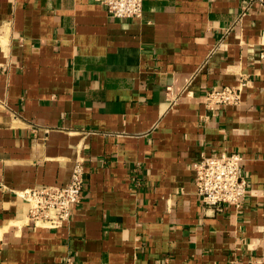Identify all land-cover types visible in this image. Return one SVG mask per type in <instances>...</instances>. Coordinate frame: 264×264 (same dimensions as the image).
Returning <instances> with one entry per match:
<instances>
[{"label": "crops", "instance_id": "0c3cea01", "mask_svg": "<svg viewBox=\"0 0 264 264\" xmlns=\"http://www.w3.org/2000/svg\"><path fill=\"white\" fill-rule=\"evenodd\" d=\"M144 0H0V264H264V7ZM247 83L239 105L205 94ZM171 87L172 102L166 88ZM240 153L247 195L205 205L194 164ZM85 187L63 227L26 192Z\"/></svg>", "mask_w": 264, "mask_h": 264}, {"label": "built area", "instance_id": "2783aa9c", "mask_svg": "<svg viewBox=\"0 0 264 264\" xmlns=\"http://www.w3.org/2000/svg\"><path fill=\"white\" fill-rule=\"evenodd\" d=\"M108 14L118 19L139 18L143 15L144 0H100ZM264 0H246L240 18L252 9L254 4ZM247 83L240 81L238 85L216 86L204 96V105L208 110L217 111L225 107L239 105ZM171 101V87L166 88ZM197 194L202 202L216 209L225 206L239 208L247 195L248 181L244 175L245 159L240 153L229 152L219 156L203 155L194 164ZM85 187L84 166L78 161L72 172L71 180L66 185L43 186L26 192L27 199L32 202L29 217L36 227L58 229L71 219V208L80 202Z\"/></svg>", "mask_w": 264, "mask_h": 264}]
</instances>
